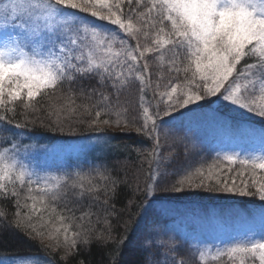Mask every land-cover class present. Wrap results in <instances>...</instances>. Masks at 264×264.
<instances>
[{
    "label": "snow or ice",
    "instance_id": "obj_1",
    "mask_svg": "<svg viewBox=\"0 0 264 264\" xmlns=\"http://www.w3.org/2000/svg\"><path fill=\"white\" fill-rule=\"evenodd\" d=\"M133 88L138 100L130 107L125 93ZM210 98L264 120V0H0V204L15 209L14 219L0 211V233L43 239L29 221L47 212L48 247L63 250L64 264H186L177 237L145 220L148 197L205 189L264 201V146L216 152L207 171L181 169L187 175L162 182L181 146L184 158L197 151L187 133L173 130L174 116ZM37 123L50 132L75 134L83 125L97 133L91 140L102 162L41 174L31 156L46 146L22 140ZM109 128L134 132L141 147L114 143ZM164 145L172 151L161 157ZM133 151L148 164L151 183L143 187L141 170L130 177L124 162H107ZM224 162L240 165L239 183L221 179ZM213 248L212 260L264 264V230L195 249L201 262ZM20 260L0 255V264Z\"/></svg>",
    "mask_w": 264,
    "mask_h": 264
},
{
    "label": "rangeland",
    "instance_id": "obj_2",
    "mask_svg": "<svg viewBox=\"0 0 264 264\" xmlns=\"http://www.w3.org/2000/svg\"><path fill=\"white\" fill-rule=\"evenodd\" d=\"M83 15V14H82ZM94 19V18H93ZM106 23V22H99ZM133 45L135 41H132ZM157 69L154 67L153 71ZM155 79V76L153 77ZM161 90H164L163 88ZM211 103L200 101V108L191 106L193 111L185 112L181 110L180 115H175L173 120V130L180 135L187 133L192 141L200 145L208 153L215 156L216 152H238L242 155L245 152L259 151L264 146V135L259 131L257 125L253 121L261 122L259 117L252 114L244 113L240 110H234L230 105L222 103L210 98ZM210 105V107L206 106ZM236 120L245 125L246 130L241 132L235 128L229 127L231 120ZM244 128V129H245ZM68 141L56 145H44L47 150L37 147L32 152V162L38 166L41 174H51L53 166L55 167L54 159H61V156L70 154L75 158L83 157L85 152L95 148L92 140L86 142ZM27 144V143H24ZM168 147L167 145H164ZM161 149V157L167 156L166 148ZM182 147V146H181ZM168 149H170L168 147ZM52 160V161H51ZM238 165V164H237ZM240 166V165H239ZM225 172V171H224ZM184 174V173H182ZM225 174H227L225 172ZM176 175V174H174ZM164 178H162L163 180ZM222 179V178H221ZM233 178L229 179V182ZM237 183L240 178H235ZM178 177L171 176L170 182L178 181ZM195 190L191 191L194 192ZM186 189L183 192H164L165 195H157L155 199L149 197L152 201L150 206H147L146 221L156 222L162 227L170 230V234H174L181 242V250L178 255H185L186 264L190 262H199L202 264H238L236 261H231L227 256H222L216 260L211 259V255L215 254V250L209 254L206 261L201 262L198 251L195 249L214 246L218 242L227 243L239 237H243L248 233H260L264 230V209L257 208L244 212L235 210L229 213L224 212L223 215L210 217L205 219L204 213L195 215V218L190 221L186 219L174 209L168 207L166 203L161 201L167 197L176 198L178 195H186L191 193ZM197 195L198 192H194ZM203 194H200L202 196ZM215 197L222 199L227 195L217 193ZM233 196V198H231ZM194 197V196H193ZM228 200L237 202L240 198L237 194H230ZM31 203V201H30ZM44 236L49 237V232H44ZM190 261V262H188ZM20 264H47L46 261L39 258L34 260H20ZM258 264V261H257Z\"/></svg>",
    "mask_w": 264,
    "mask_h": 264
},
{
    "label": "trees",
    "instance_id": "obj_3",
    "mask_svg": "<svg viewBox=\"0 0 264 264\" xmlns=\"http://www.w3.org/2000/svg\"><path fill=\"white\" fill-rule=\"evenodd\" d=\"M126 98L129 101V106L135 105L138 100V94L135 90V88L128 90L125 93ZM47 98H45V101ZM44 102V101H42ZM210 107V105H206ZM21 106H16V119H21L20 112H21ZM0 114H3V111L0 110ZM11 113H8V116L11 117ZM255 125L258 126L260 133L262 134V130H264V121L257 122L253 121ZM10 127V126H7ZM229 127L235 128L236 130H240L241 132H244L246 130L245 125L241 122L234 120H231L229 123ZM245 128V129H244ZM108 131L110 133H114L117 135V141H114V143H127L131 145L133 148L135 147H141L140 145L136 144L135 141L137 139L136 134L132 132L129 135H121L119 133L118 129L115 128H109ZM5 133L3 131H0V139L3 138ZM98 135L97 133L85 131L84 126L80 125L78 126V131L75 134H69L67 132V129L64 133H61L59 131L57 132H50L45 130L44 128L39 126V123H37L36 126L32 127L30 126L29 129L26 131L25 135L22 137L23 143L27 144H35V145H56L58 146L59 143L62 142H68V141H82L86 142L88 139H91L92 137ZM264 135V134H262ZM143 147H150V145H144ZM166 148V153L172 151V149ZM179 155L174 156L172 159V162L169 164L168 172L169 175L166 177H163V181H169V178L171 176H176L178 179H181L183 176L187 175V172H182L181 169H188L191 172H195L196 169L203 167L205 171H207L209 165L216 164L215 156L211 153H208L205 149H202L200 145H197V151L190 155L187 158H184L183 156V147H180L178 149ZM77 154L74 156H70V154H65L61 156V159H54L53 161L55 163V167L53 166L54 172H52V175H59L64 170V168H61L62 165H68L72 164L75 165L76 163H80L83 165L84 170L87 171L90 166H95L97 163H101L102 161L97 160L96 157L100 155V153L95 149L92 148L90 151H86L83 157L75 158ZM116 160H119L121 162H124L127 165V171L128 175L132 177L134 174L137 173V170H141L140 172V181H141V187L144 186L145 182L151 183V181L147 180V174H148V164L147 162H143L141 157L137 156L135 151L131 153V155H128L127 153H120L116 156H110L108 159V163L111 165ZM52 161V160H51ZM224 165H226V162H224ZM222 166V165H217ZM229 168L231 171H229ZM59 169V171H58ZM240 166L239 165H226L223 166V170L227 173L221 177L222 179H231V178H240L237 175V172L239 171ZM184 173V174H182ZM176 174V175H174ZM121 175L123 176L124 173L121 172ZM247 178V175L246 177ZM241 179V178H240ZM240 180L238 181V183ZM198 192L197 195H194V192H191L186 195H178L176 198H170L167 197L165 199H161L166 205L172 209H174L176 212H178L180 215L185 217L186 219L190 218V221L195 218V215L198 214L200 211L204 213L205 219H209L210 217L214 216H220L223 215L224 212L229 213L235 210H242L244 212H248L253 209L257 208H263L264 209V201H261L259 197L257 196H239V200L237 202L228 200V196L232 193H223V192H214V191H206L205 189H186ZM217 193H221V195H227L226 197L219 199L215 197ZM200 194H203L200 196ZM27 195L26 188L25 191L22 193V203L24 202L23 196ZM157 195H165L164 192H157ZM235 195V194H234ZM194 196V197H193ZM233 198V196L231 197ZM149 199V197H148ZM27 203L31 204L30 201H27ZM39 207V205H37ZM68 207H72L71 204L68 205ZM117 207H120L118 204ZM7 210L9 212V219H14V217L11 215L15 212V209L13 207H8L5 209L4 205L0 204V211ZM24 211H29L25 209ZM93 211H95V208H93ZM135 211V210H134ZM143 211V210H141ZM199 211V212H198ZM79 211L75 212V215L79 216ZM43 219H41V214L33 215L31 220L29 221L30 224L34 225L36 227L37 231L40 232H49L52 225L45 224V221L49 219V215L47 212H44ZM95 220V217H93ZM53 223H56L53 219ZM113 226L117 227L116 221H112ZM123 229L119 228V232L122 234ZM50 243H54V241H50V239L44 236L43 239L36 237V238H29L26 233L23 231L19 233H0V255L4 254H13L18 253L21 257V260L30 259L34 260V258L43 259L48 264H64V262L60 259L63 255V250H54L53 248L48 247ZM184 259L187 257L185 255H182ZM90 258L99 259L100 253L96 248H93V256ZM126 258L129 260H135L137 259L136 256L126 253ZM190 262V261H188ZM213 264L218 262H211ZM68 264H72V261H69ZM187 264H202L199 262H190Z\"/></svg>",
    "mask_w": 264,
    "mask_h": 264
},
{
    "label": "bare ground",
    "instance_id": "obj_4",
    "mask_svg": "<svg viewBox=\"0 0 264 264\" xmlns=\"http://www.w3.org/2000/svg\"><path fill=\"white\" fill-rule=\"evenodd\" d=\"M49 264V263H48Z\"/></svg>",
    "mask_w": 264,
    "mask_h": 264
}]
</instances>
